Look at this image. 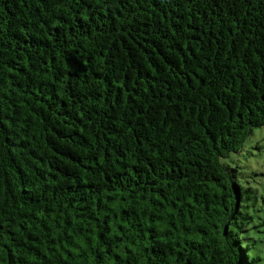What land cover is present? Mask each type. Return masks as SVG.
<instances>
[{
    "label": "trees",
    "instance_id": "1",
    "mask_svg": "<svg viewBox=\"0 0 264 264\" xmlns=\"http://www.w3.org/2000/svg\"><path fill=\"white\" fill-rule=\"evenodd\" d=\"M264 0H0V264H264Z\"/></svg>",
    "mask_w": 264,
    "mask_h": 264
},
{
    "label": "rangeland",
    "instance_id": "2",
    "mask_svg": "<svg viewBox=\"0 0 264 264\" xmlns=\"http://www.w3.org/2000/svg\"><path fill=\"white\" fill-rule=\"evenodd\" d=\"M228 161L236 165L244 178L252 181L253 186L259 190V213L264 219V127L255 130L245 141L243 151ZM261 229L263 230L264 226ZM253 238L263 239V243L258 245L264 250V234L254 235Z\"/></svg>",
    "mask_w": 264,
    "mask_h": 264
}]
</instances>
